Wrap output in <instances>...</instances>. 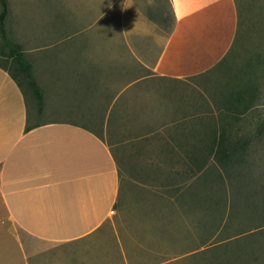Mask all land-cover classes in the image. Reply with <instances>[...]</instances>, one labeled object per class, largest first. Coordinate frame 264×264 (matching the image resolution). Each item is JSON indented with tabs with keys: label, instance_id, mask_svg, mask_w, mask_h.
I'll return each instance as SVG.
<instances>
[{
	"label": "crops",
	"instance_id": "1",
	"mask_svg": "<svg viewBox=\"0 0 264 264\" xmlns=\"http://www.w3.org/2000/svg\"><path fill=\"white\" fill-rule=\"evenodd\" d=\"M6 2V36L31 67L42 97L37 114L45 117L37 118L28 97L0 68V264L195 259L206 249L198 245L197 220L187 230L195 234L191 246L174 217L173 231H157L165 222L157 215L150 217L157 225L149 234L115 230L119 155L128 137L140 135L154 140L158 157L189 161L208 136L201 129L231 121L226 101L253 86L231 83L216 109L208 103L201 111L189 98L170 99L171 90L153 83L196 79L224 63L239 25L235 0H167L166 36L137 9V0H123L119 26L112 21V1L103 14L100 0ZM250 117L242 121L252 122ZM93 126L119 140L97 136ZM158 237H165L167 249Z\"/></svg>",
	"mask_w": 264,
	"mask_h": 264
},
{
	"label": "trees",
	"instance_id": "2",
	"mask_svg": "<svg viewBox=\"0 0 264 264\" xmlns=\"http://www.w3.org/2000/svg\"><path fill=\"white\" fill-rule=\"evenodd\" d=\"M7 14V2L0 0V38L5 47L0 49L3 59L0 68L16 82L25 97L29 88L40 104L41 92L32 78L31 67L20 48L6 36ZM257 91L253 86L251 93L244 91L230 96L224 108L231 112V121L223 120L219 125L213 123L201 129L208 136L204 143L197 144L198 151L189 160V171L148 176L154 186L161 185L162 177L167 176L162 187L171 188V197L176 198L174 227L177 230L187 233L190 223L184 218L196 215L194 228L201 232L198 245L206 249L195 257L208 264H264V182L256 177L264 167V160L260 166L264 155L256 156L258 147L264 151V115L261 118L258 114L256 122L242 121L245 115L257 117ZM31 127L35 126L27 125V129ZM158 198L162 199L160 195ZM118 202L119 197L115 210ZM192 202L196 205H189ZM203 202L205 205H201Z\"/></svg>",
	"mask_w": 264,
	"mask_h": 264
},
{
	"label": "rangeland",
	"instance_id": "3",
	"mask_svg": "<svg viewBox=\"0 0 264 264\" xmlns=\"http://www.w3.org/2000/svg\"><path fill=\"white\" fill-rule=\"evenodd\" d=\"M30 1V0H27ZM26 1V2H27ZM116 2V12L111 11L114 23L117 26L121 23L123 0H100L101 14L105 13L108 9V2ZM24 3L25 0H23ZM111 2V3H112ZM137 9L144 13L145 16L154 19L158 26V32L167 35L170 23V9L167 0H137ZM238 13V30L235 44L229 51V54L225 58L224 63L213 71L197 77L196 79H187L179 82H169L154 79L153 85L157 88H164L165 90H171V98L175 100H181L182 97L189 98L191 102L196 103V108H200L204 111L206 104L210 103L212 108L216 109V102L219 99L221 93L227 91L228 85L231 83L240 82L249 87H256L258 89V96L255 100V107L257 117H250L253 122L258 120V114L261 118L264 115V0H235ZM14 9L13 5L11 4ZM15 10V9H14ZM13 14L10 13V16ZM111 17V16H110ZM10 23V17L6 19V24ZM12 43V42H11ZM0 49H5L0 38ZM236 50V51H235ZM7 52V50H5ZM3 60L2 58L0 59ZM8 62L10 59H7ZM226 66H228L226 68ZM166 90V91H168ZM194 91V92H193ZM189 92V94H187ZM29 108L36 113L37 118L44 119L43 114H37V109L42 106V101L38 105V102L32 97L29 88L26 89ZM182 101V100H181ZM42 118V119H41ZM259 118V119H261ZM249 119H245L244 122L248 123ZM92 131L101 135L107 141L119 140V135L108 136L102 134V128L93 126ZM114 137V139H113ZM134 140H130L128 137L127 147L125 151L120 153L121 166V178H120V196L118 202V209L114 212L113 218L115 230L122 233L130 234V232H137L141 229L143 231H154L155 222L152 224L150 217L152 216H164V224L160 227L157 225V231L167 232L172 230L173 224L169 223V218H175V205L176 198L171 197V188H164L162 184L165 183L167 176L162 177L161 185L157 183L154 186V182L149 177L152 174L164 172L171 176L176 172H187L190 170V161H184L181 159H167L163 154L158 157V153L154 148L155 145L150 139V136H135ZM145 140V142H143ZM151 140V141H150ZM142 141V145H134L135 142ZM138 148H134L133 146ZM144 147V148H141ZM256 156L264 155L262 148L258 147ZM253 148V155L255 152ZM167 153H169L167 151ZM264 159L260 162L262 165ZM259 166V167H260ZM258 169V167H257ZM259 176L256 175L257 180L261 183L264 182V167L260 168ZM141 176V177H140ZM143 176V177H142ZM149 176V177H148ZM162 199H159L158 196ZM192 224L195 220L198 221L196 215H191L188 218H184ZM188 224V223H187ZM111 230V225L106 227ZM188 230V229H187ZM173 231V230H172ZM149 234V233H147ZM186 234L187 246H191L194 241L193 235H195L190 228ZM163 238L158 237L157 240L162 242L163 248L167 249ZM167 238V237H166ZM166 242V241H165ZM152 244V243H151ZM160 249L161 245L158 244ZM165 262V261H164ZM178 264H208V262H202L199 258L190 257L187 260H180Z\"/></svg>",
	"mask_w": 264,
	"mask_h": 264
}]
</instances>
